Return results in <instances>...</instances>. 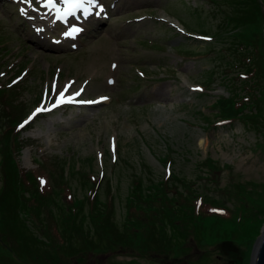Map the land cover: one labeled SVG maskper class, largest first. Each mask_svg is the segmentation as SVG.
I'll return each instance as SVG.
<instances>
[{
	"label": "rangeland",
	"instance_id": "rangeland-1",
	"mask_svg": "<svg viewBox=\"0 0 264 264\" xmlns=\"http://www.w3.org/2000/svg\"><path fill=\"white\" fill-rule=\"evenodd\" d=\"M42 2L0 0V89L21 105L7 122L0 97V137L17 140L18 174L37 177V198L20 197L33 216L0 217V264H250L264 225V75L253 62L264 59V0H99L104 12L74 36L80 17L53 23ZM65 88L72 102L58 105ZM138 209L160 244L141 243ZM223 217L233 223L218 232ZM225 239L237 251L224 254Z\"/></svg>",
	"mask_w": 264,
	"mask_h": 264
},
{
	"label": "trees",
	"instance_id": "trees-1",
	"mask_svg": "<svg viewBox=\"0 0 264 264\" xmlns=\"http://www.w3.org/2000/svg\"><path fill=\"white\" fill-rule=\"evenodd\" d=\"M233 40L235 41L234 38H233ZM234 43H237V45L242 44L241 42H238V41H235ZM254 61L259 63V66L257 68L255 67L254 72H256L257 70L260 69L261 72H259V74L264 75V59L260 58V55L259 56L255 55L253 57V62ZM261 78H263V77H261ZM260 80L261 79H259V82H260ZM262 84H264V82L263 83L260 82V85H257V86H259L258 88H263L262 91H261V89L258 90L263 94L264 93L263 92L264 86L261 87ZM255 95H257L255 92L249 93V97H255ZM3 96H4V99L1 102L2 106H4L5 108L7 106H10L9 110H7L6 112H13V113H11V115H5V117L8 119L7 122L13 121V119H15L17 121V119L19 117V111L18 110H20L21 105H19V104L17 105V104H14L13 102H11L12 98L9 97V95H7L4 91H2L0 89V97H3ZM6 97L9 98L10 102L8 101V99H6ZM251 100L253 101V99H251ZM232 102H233V100H232ZM242 107H243V105H241L237 108L239 115L243 111ZM222 109H227V108H222ZM235 110H236V108H235ZM6 112H1V114L4 115V113L6 114ZM15 113L18 114V116H15ZM239 115H238V118H239ZM240 119L243 120L244 117L240 116ZM19 123H22V121L20 122L18 120L17 124H19ZM5 133H7V132H5ZM4 135L0 137V182H2V184L0 183V217H2V219H3V217L5 215L4 210L9 211L10 209H13V207L25 208L26 209V211H25L26 216L32 217L34 206L32 204H29V203H28L29 204L28 205L26 198L24 201L20 197L22 195H24V193L26 194V192H28L30 194V199L35 200V198H37V193H36L37 177L34 176V174L30 173V172L18 174V172L21 170L19 169L18 164L16 163V161L14 159V151L12 148V146H13L15 149V146L18 144L17 140H15L13 138L9 139L7 137H4ZM62 181H63V179H62ZM86 183H87V179H86ZM137 188H138V186H137ZM30 191H32V193ZM84 203H85V205H87V200H85ZM131 203H134V202L129 201V208H131V209H135L134 207L140 208V209L144 208V206H141L138 202H135L133 205ZM160 207L164 208L163 209L164 211L169 210V209H167V203L160 204ZM96 208H98V209H96ZM177 208H179V207H177ZM101 209L102 208L99 206H95V207L93 206V209L89 208L90 212L87 213V215H88V218H91L94 221L99 219V222L96 225L94 224V221H93L94 233H96L95 227L99 228V230H97V234H95L96 237L98 239H100L101 241L108 242V239H107V237H105L104 233L109 231L111 226L109 224H106L107 219H106L105 214H102L100 212V211H102ZM140 209H138V210H140ZM182 209H183V206H182ZM140 211H141V214H143L145 216V220L148 222L146 233L141 230V233H144L143 239H141V243L145 244V245L147 243L160 244L162 241H164V238L163 237H157L154 235V231L156 228L155 227V225H156L155 220L153 218H150L148 213L143 212V209ZM31 212H32V214H31ZM184 212H186L185 209H184ZM188 213H189V215L187 213L184 214L187 217L188 221H191V220L194 221L193 218H194V216H196V214L193 213V210H191ZM68 214H69L68 216H69L70 220L72 222H74L75 218H76V217H74L75 214H74V216L71 212ZM16 218H20V216L18 215V213L16 212V209H15L14 215L10 219L16 220ZM133 218L135 219L133 225L136 224V227L134 226L135 227L134 231H137V230H139L138 227L140 226L141 218H140V215H136ZM229 223L232 224L233 221L230 218L223 217L220 224H219V221L217 219H215L213 227H214V229H216L219 232L222 229V225L226 226V224H229ZM194 228L197 229L196 224L194 225ZM222 231H224V229ZM97 235H99V236H97ZM232 235L235 237L237 236L235 234H232ZM227 237L232 238V236H227ZM122 241H123V239H121V240L117 239V241L113 240V243L117 242V243H115L116 245H119V247H123L124 243H122L123 246L120 243ZM115 244H113V245H115ZM18 254L21 258L25 259L24 254H22V253H18ZM9 256H11V255H9Z\"/></svg>",
	"mask_w": 264,
	"mask_h": 264
},
{
	"label": "snow or ice",
	"instance_id": "snow-or-ice-1",
	"mask_svg": "<svg viewBox=\"0 0 264 264\" xmlns=\"http://www.w3.org/2000/svg\"><path fill=\"white\" fill-rule=\"evenodd\" d=\"M25 3H31V0H24ZM64 8L60 9L56 6V0H44L43 6L49 9H52L56 12V18L62 19L65 16L68 15H74L77 11L83 10V13L85 16H88L91 14L93 8H98L99 11L96 12V15H100L104 12L103 5L99 3V0H63ZM26 14V13H25ZM55 87V86H53ZM67 91V88H65L64 91L59 93V104L64 103H71V99L66 100L65 99V92ZM80 93H76V95H79ZM81 103H94V101H81ZM57 105V106H58ZM45 111L44 108L37 109V112ZM35 115V113L33 114ZM32 117H29L31 119ZM28 123V121H25L24 124ZM24 124H21L20 127H24ZM41 186L43 187L46 184V181L41 178L40 179Z\"/></svg>",
	"mask_w": 264,
	"mask_h": 264
},
{
	"label": "water",
	"instance_id": "water-1",
	"mask_svg": "<svg viewBox=\"0 0 264 264\" xmlns=\"http://www.w3.org/2000/svg\"><path fill=\"white\" fill-rule=\"evenodd\" d=\"M220 248L224 254L230 251H237L236 246L231 240L225 239L220 243ZM250 264H264V229L260 230L259 236L256 238L250 254Z\"/></svg>",
	"mask_w": 264,
	"mask_h": 264
},
{
	"label": "bare ground",
	"instance_id": "bare-ground-1",
	"mask_svg": "<svg viewBox=\"0 0 264 264\" xmlns=\"http://www.w3.org/2000/svg\"><path fill=\"white\" fill-rule=\"evenodd\" d=\"M41 22H44L46 20V16L45 14H43V16L40 17ZM84 29V25L81 22H74L73 24L70 25L69 27V35L73 36V35H77L79 34L82 30ZM34 36H37L38 34L35 33L33 34ZM38 37V36H37ZM95 92H98L97 90ZM74 96L67 94L65 92V98L71 99ZM47 112V111H46ZM44 113H42L41 115H43ZM263 229H264V225H263Z\"/></svg>",
	"mask_w": 264,
	"mask_h": 264
}]
</instances>
